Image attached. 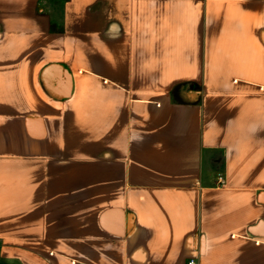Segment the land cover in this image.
<instances>
[{
  "label": "crops",
  "instance_id": "crops-1",
  "mask_svg": "<svg viewBox=\"0 0 264 264\" xmlns=\"http://www.w3.org/2000/svg\"><path fill=\"white\" fill-rule=\"evenodd\" d=\"M0 0V264H264V0Z\"/></svg>",
  "mask_w": 264,
  "mask_h": 264
},
{
  "label": "rangeland",
  "instance_id": "rangeland-1",
  "mask_svg": "<svg viewBox=\"0 0 264 264\" xmlns=\"http://www.w3.org/2000/svg\"><path fill=\"white\" fill-rule=\"evenodd\" d=\"M63 0H43L41 2V7H45L46 5L49 4L50 6H53V17L54 19H59L60 18V4Z\"/></svg>",
  "mask_w": 264,
  "mask_h": 264
},
{
  "label": "built area",
  "instance_id": "built-area-1",
  "mask_svg": "<svg viewBox=\"0 0 264 264\" xmlns=\"http://www.w3.org/2000/svg\"><path fill=\"white\" fill-rule=\"evenodd\" d=\"M188 264H193L192 261H190Z\"/></svg>",
  "mask_w": 264,
  "mask_h": 264
},
{
  "label": "trees",
  "instance_id": "trees-1",
  "mask_svg": "<svg viewBox=\"0 0 264 264\" xmlns=\"http://www.w3.org/2000/svg\"><path fill=\"white\" fill-rule=\"evenodd\" d=\"M64 1H66V0H64Z\"/></svg>",
  "mask_w": 264,
  "mask_h": 264
}]
</instances>
